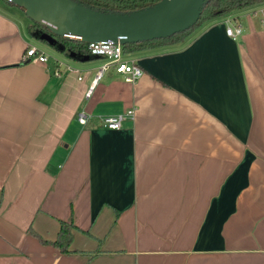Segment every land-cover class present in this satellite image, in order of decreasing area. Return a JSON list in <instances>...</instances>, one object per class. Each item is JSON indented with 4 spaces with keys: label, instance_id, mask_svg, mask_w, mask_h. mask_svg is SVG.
<instances>
[{
    "label": "crops",
    "instance_id": "0c3cea01",
    "mask_svg": "<svg viewBox=\"0 0 264 264\" xmlns=\"http://www.w3.org/2000/svg\"><path fill=\"white\" fill-rule=\"evenodd\" d=\"M22 17L0 0V264H264V6L130 56L135 84L25 63Z\"/></svg>",
    "mask_w": 264,
    "mask_h": 264
},
{
    "label": "water",
    "instance_id": "95a60500",
    "mask_svg": "<svg viewBox=\"0 0 264 264\" xmlns=\"http://www.w3.org/2000/svg\"><path fill=\"white\" fill-rule=\"evenodd\" d=\"M34 21L69 39L88 43H136L167 38L185 32L200 18L206 0H163L154 8L131 15L104 14L72 0H6ZM50 46L56 39L42 34ZM82 62L93 61L85 56Z\"/></svg>",
    "mask_w": 264,
    "mask_h": 264
},
{
    "label": "trees",
    "instance_id": "16d2710c",
    "mask_svg": "<svg viewBox=\"0 0 264 264\" xmlns=\"http://www.w3.org/2000/svg\"><path fill=\"white\" fill-rule=\"evenodd\" d=\"M9 6L15 7L4 0ZM78 5L95 12L104 14L131 15L143 10L156 7L163 0H72ZM264 6V0H206L201 15L197 23L185 32L177 33L167 38L127 43L123 45L124 53L127 56H134L145 52H154L166 48L179 46L189 40L205 24L214 23L228 18L235 13L243 12ZM33 21L30 28L31 36L37 41L50 46L46 41L41 40L42 34H50L56 39V45L50 46L55 52L62 54L65 58L82 62L85 56H91L89 43L76 39H69L51 30L45 24ZM74 227L67 223H62L61 230L53 246L61 253H70L73 241L72 230Z\"/></svg>",
    "mask_w": 264,
    "mask_h": 264
},
{
    "label": "built area",
    "instance_id": "2783aa9c",
    "mask_svg": "<svg viewBox=\"0 0 264 264\" xmlns=\"http://www.w3.org/2000/svg\"><path fill=\"white\" fill-rule=\"evenodd\" d=\"M227 33L233 39L239 38L242 33V27L239 25L233 26L230 22V26L227 27ZM89 52L91 56L102 57L106 61L103 63L99 69L94 84L101 80L106 72L109 70H114L117 74L124 76L125 81L128 83L135 84L138 79L143 75V70L139 65L133 61L130 56L125 55L123 45L120 43L114 44L108 43H89ZM49 61V56L47 52L38 46H29L24 56V62L30 63H40L47 64ZM79 73V71H75ZM59 75V73H57ZM79 81H83L82 77H79ZM95 89V85H91L88 92V97L92 94ZM136 109H131L126 113L106 117L104 119V127L108 130L117 131L123 126V122L126 118L135 119ZM89 115L85 112H81L78 115V120L80 124L85 125L88 121Z\"/></svg>",
    "mask_w": 264,
    "mask_h": 264
},
{
    "label": "rangeland",
    "instance_id": "374dc122",
    "mask_svg": "<svg viewBox=\"0 0 264 264\" xmlns=\"http://www.w3.org/2000/svg\"><path fill=\"white\" fill-rule=\"evenodd\" d=\"M21 11V10H20ZM22 15H23V17H22V19H24V22L25 23H27L28 25H33V21H32V19L27 15V14H25L24 12H22ZM210 24H212V23H207V24H205V25H203L195 34H197L198 32H200V31H202L205 27H207L208 25H210ZM30 36V35H29ZM32 38V40L34 41V43H36L37 44V46H39V47H41V48H43L50 56H51V58L53 59V60H55V59H58V60H60V59H63V57H62V54H59V53H57V52H55L54 51V49L52 48V47H50V46H47V45H45V44H43L42 42H40V41H37L36 39H34L33 37H31ZM188 41V40H187ZM184 44V43H183ZM181 45V44H180ZM176 47V46H175ZM66 59V58H65ZM54 62V61H53Z\"/></svg>",
    "mask_w": 264,
    "mask_h": 264
}]
</instances>
